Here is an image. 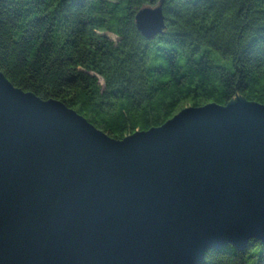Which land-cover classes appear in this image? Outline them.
Returning a JSON list of instances; mask_svg holds the SVG:
<instances>
[{"label":"water","instance_id":"obj_1","mask_svg":"<svg viewBox=\"0 0 264 264\" xmlns=\"http://www.w3.org/2000/svg\"><path fill=\"white\" fill-rule=\"evenodd\" d=\"M148 39L163 1L136 14ZM264 242V104L188 107L116 140L0 71V264H203Z\"/></svg>","mask_w":264,"mask_h":264},{"label":"trees","instance_id":"obj_2","mask_svg":"<svg viewBox=\"0 0 264 264\" xmlns=\"http://www.w3.org/2000/svg\"><path fill=\"white\" fill-rule=\"evenodd\" d=\"M162 1L166 28L148 39L136 14ZM0 71L116 140L188 107L264 104V0H0ZM203 264H264V242Z\"/></svg>","mask_w":264,"mask_h":264},{"label":"rangeland","instance_id":"obj_3","mask_svg":"<svg viewBox=\"0 0 264 264\" xmlns=\"http://www.w3.org/2000/svg\"><path fill=\"white\" fill-rule=\"evenodd\" d=\"M111 39H113L114 41H117L118 40V38L115 36V35H113V34H109L108 35ZM102 83H103V81H101Z\"/></svg>","mask_w":264,"mask_h":264}]
</instances>
